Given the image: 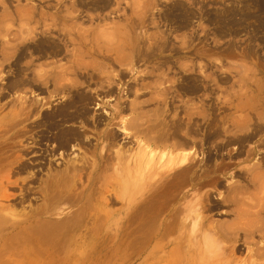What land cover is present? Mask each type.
<instances>
[{
  "label": "rangeland",
  "instance_id": "rangeland-1",
  "mask_svg": "<svg viewBox=\"0 0 264 264\" xmlns=\"http://www.w3.org/2000/svg\"><path fill=\"white\" fill-rule=\"evenodd\" d=\"M123 1L120 4L122 13L127 16L133 14L140 19L134 24L133 37L142 41L147 49L162 40H166L168 46L145 62L133 64V67L132 64L122 63L126 64L123 68L128 70V75L121 81L123 85L113 80L115 88L111 94L106 93L105 77L115 74L121 64L111 66L99 58L85 57L83 61L88 64L98 63L97 67L91 65L89 68V72L96 76V82L97 75L107 74L102 75L101 82L91 84L82 76L84 74H80L84 70L70 71L73 58L68 59L64 52L57 55L53 44L44 42L43 53L29 49L19 57V48L11 60L0 58V264H264L263 230L262 235L257 232L245 237L244 230L235 229L232 224L236 220L230 205L206 210L217 201L219 194L225 195L223 187L189 188L186 203L194 206L203 197L205 208L197 206L196 209L194 206L198 214L194 207L195 214L191 210L184 213L189 214L184 228H188L187 236L183 235H186L183 229L158 230V221L164 215L156 218L153 215L156 207L149 202L144 203L143 199L147 192L145 187L160 179L164 164L159 159L162 149L146 138L145 142L142 134L137 135L139 127L142 130L158 118L166 124L163 131H171L167 127L171 126L174 116L183 122L186 116L192 115L194 122L207 127L204 121L210 115L238 117L245 114L244 111L224 110V103L238 105L258 99L264 101V0H125L128 5ZM12 4L29 7L37 3L33 0H14ZM115 23L124 25L123 20L110 13L109 20L99 25L113 27ZM19 27L17 21L12 25L13 31ZM4 28L6 26H0V46L6 39ZM111 32L105 34L108 37L105 36L104 42L113 46L116 37ZM52 42L56 43V40ZM15 59L19 61L20 69L13 65ZM156 64L159 65L157 69L154 68ZM57 66L65 68L66 74ZM65 66L70 67L69 71ZM69 80L75 81L76 85L70 86ZM189 84L197 85L196 92L187 91ZM96 103L99 109H95ZM134 124H139V127ZM122 125L131 136L126 138V134L118 133V137L111 142L109 135L115 130L120 131ZM202 131L198 130L199 133ZM131 137H134L133 140ZM94 140L98 146L93 145ZM206 148L207 145L200 147L198 142L188 147L187 152H195L196 165L202 166L199 162L201 151ZM144 149L146 154H143ZM148 149L155 152L153 157L148 154ZM223 154L225 163L228 158L225 151ZM85 159L87 164L91 161L88 167L85 166ZM105 160L108 161L106 164ZM221 160L220 156L215 157L212 166ZM102 162L106 169L101 166ZM258 163L257 155L245 164L251 167ZM74 165L77 169L71 170ZM65 169H70L67 173L78 172L79 179L73 174L72 181L66 180L74 186L68 191L70 185L66 182L63 194L60 193L62 195L51 192L52 180ZM93 170L100 178L95 177L96 185L92 183L93 188L89 192L87 174ZM234 181L242 182L233 177L224 184ZM71 191L80 195L73 197ZM65 192L70 199L65 198L68 197ZM90 193L93 196L89 197L93 199L87 200L93 209L88 207L90 204H83L84 197ZM82 205L90 208L92 213L86 206L80 207ZM144 206L148 215L152 214V222L140 212ZM73 209L80 210H76L77 218ZM83 210L84 216L78 215H82ZM66 214L71 218L74 216L80 224L75 219L70 222ZM138 215L142 216L139 218ZM194 215L226 228L197 229L200 220L194 219ZM63 220L67 221L68 227ZM262 220L264 222V218ZM60 222H63V228ZM73 224L76 227H72ZM193 225L197 226L196 229H192ZM162 232L169 233L163 237ZM221 232L230 233L234 239L228 241L223 236L219 237ZM183 236L187 243L181 240ZM260 254L263 257H259Z\"/></svg>",
  "mask_w": 264,
  "mask_h": 264
},
{
  "label": "bare ground",
  "instance_id": "bare-ground-1",
  "mask_svg": "<svg viewBox=\"0 0 264 264\" xmlns=\"http://www.w3.org/2000/svg\"><path fill=\"white\" fill-rule=\"evenodd\" d=\"M33 1H35L37 4L29 6V7H21V6H17V5L12 4L14 2V0H0V8L2 9V11L0 13V26L1 25L6 26V28H4V34H3L4 38H6V39L3 40V41H5L4 45L0 46V58H2L3 60H6V59L11 60L15 56V53L17 52V50H19V48H21V53L18 55L20 57L21 54L24 55L25 52L29 49H31L33 52H36V53H43L42 52L43 51L42 44L44 42L49 43L51 45L53 44L52 48L57 55L64 52L65 56H67L68 59L73 58L72 59L73 61L71 63L72 65L70 64L71 69L69 67L70 71L72 69L74 72L75 71H77V72L81 71V69L84 70V73H80V74H84L82 76L85 77L86 81L89 80V82L90 81L92 82L91 84H93V83L95 84V83H97V82L99 83V82H101V80H103V78H101L102 75L104 76L107 74L100 73L101 76L97 75L98 81L96 82V80H95L96 76L93 73L89 72L90 71L89 68L91 65L97 67L98 63L96 61H94L93 63L88 64L87 62L83 61V59L85 57L99 58L111 66H115L116 64L122 65V63L126 62L127 65L132 64V67H133V64H137L139 62H145L147 59H150V57L157 55V51H160V49H163L165 46H168L167 41L162 40L159 43L154 44V46H152L151 49H149V48L147 49V48H144L143 43H141L142 41L140 42L139 39H137V37H133L132 32L134 29V24H135V22H140V19L135 18L133 14L132 15L130 14L129 16H127V15L122 13L121 8H120V4H121V1H123V0H33ZM153 1H157V0H153ZM126 2L127 1H125L124 4L128 5V4H126ZM253 2H255V1H253ZM256 3H257V1H256ZM153 4L154 3H152V5ZM131 6L133 7V4ZM113 7H115V8H113ZM122 10H124V9H122ZM110 13H114L116 18L123 20L124 25H118L115 23V24H113V27H106V24H102V26H100L99 23H104L105 21L109 20V14ZM263 15H264V13H263ZM253 18H254V16H253ZM183 20L186 21L185 18ZM16 21L20 24V27L18 28V30L13 31L12 25L14 23H16ZM94 22H96V25L93 26ZM109 30L110 31L112 30L111 33H114V35L116 37V42L114 43L113 46L107 45L104 42V39H106L105 36L108 37V35H105V34H108L110 32ZM107 31H109V32H107ZM111 33H110V36H112ZM51 35H54V36L52 37ZM19 36H21V37L19 38ZM55 40H56V43L52 42ZM107 42H108V40H107ZM19 44L23 45V47H20ZM149 44H151V43H149ZM68 47H71L70 51L68 50ZM9 50H11V51L9 52ZM18 64H19V61L17 59H15L13 65L16 68H19ZM13 65H12V67H14ZM123 65L119 67V70L115 74L105 77L106 81H107V85H106L107 86V92L106 93L111 94L113 91V88H115V87H113V84H114L113 80L118 81L117 82L118 85H123L121 81L123 80V78L125 76L128 75V73H127L128 70L127 71L124 70L125 68H123ZM124 66H126V64ZM158 66L159 65H157L154 68L157 69ZM65 67L67 68V66H65ZM121 67H122V69H120ZM163 67H164V65H163ZM57 68H61V72L63 74H66V73H64V71H66L65 68L60 67V66H57ZM69 69H68V71H69ZM92 72H95V69H92ZM161 76H163V75L161 74ZM137 81H138V79H137ZM138 82H140V81H138ZM124 83L127 84L128 81L124 82ZM70 84H71L70 86H75L76 82L70 81ZM190 84L187 85V88H186L187 91L193 92V91L197 90V88H196L197 85H190ZM89 86H90V84H89ZM134 86H136V85H134ZM259 91H260V89H259ZM231 92H233V91H230V93ZM95 105H96L95 109H99V107H100L99 104L96 103ZM223 105H224V110L233 109L236 111H244L245 114L242 116H238V117L229 116L228 114L222 115V116H216V117H214V116L211 117V115H210V116H208L206 121H204V123L207 124V127L206 126L205 127L199 126V124H197L196 122L193 121L192 115L186 116V119H185L186 121L182 120L183 122H181L180 119L179 120L176 119L175 118L176 116H174V118H172V120L170 121L171 126L167 127V128H169V127L171 128L170 132L167 130L163 131V128L166 126V124L164 123V121H161V120L158 121L159 118L157 121H155V123H151L148 127H146V128L142 127L143 128L142 130H139V129H141L138 126L139 124L138 125L136 124L139 127L137 132L140 131V133H138L137 135L142 134V136L144 137V141L146 138L147 141L156 145V147L158 146L159 149H162V152L160 151L161 154L159 155V159L164 161V164H163L164 167L162 166V168H161L160 179L157 182H153L152 184H149V186L145 187L147 192H146L145 197L143 199L144 203L149 202L148 204H151L152 207H156V210L153 213V215L156 218H158V217L160 218V215H164V216H161V217H164L161 221L158 218L159 219L158 222H160V224H158L159 225L158 230H160V229H171V230L172 229L173 230L174 229H183V231L186 232V229H188V228H186L185 230H184V228L186 227L185 224L189 218V214L186 215L184 213H187V210H189V211L191 210V211H193V214H195L197 212V210H196L197 206H199L200 208H205L204 203H203L204 202L203 197H201L200 200L198 199V201L196 202V205H194L196 207V209L194 206H190L189 204H187L188 202L186 203L185 199L188 200L186 197H187V192L190 191L189 188L194 189V190H198V189H201L205 186L213 185L215 187H223L225 190L224 191L225 195L221 196V194H219L217 197V201H215L213 205L208 206L206 208L207 211H210L213 209H218V208H223V207H226L227 205H230L232 207L231 211L234 213L235 220H236V222L232 223V224L234 225V227H236L235 229L244 230L245 237H248L250 234L253 235L254 233H257V232H259L261 234V231L262 230L264 231V222L262 220L264 218V150H261V149H264V101L262 99L261 100L258 99L255 102L250 101V102H247L246 104L234 105L233 103H229V104L224 103ZM202 107H203V105H202ZM252 113L255 115L254 117H252ZM143 115H145V114H143ZM144 117L146 118V116H144ZM158 117H160V116H158ZM177 118H178V116H177ZM130 120H132V119H130ZM135 121H137V120H135ZM99 122L98 123L94 122V123L99 124ZM144 122H145V119H144ZM142 126H144V125H142ZM154 128H155V130L157 128V131H154ZM201 128H205V129L202 131ZM125 129L126 128H124V125H122L120 131L116 132V130H115V132L110 134L109 138L111 139V142L116 139V136L118 133L119 134H126V136H127L126 138H128V136H131L130 134H128L126 132ZM198 130L202 131V133L201 132L199 133ZM108 133H109V130H108ZM76 134H78V133H76ZM79 135H74V136H79ZM197 135H199V136H197ZM104 136L106 137V135H104ZM197 137H199V138H197ZM85 138H87V137H85ZM132 138H134V137H131V139ZM79 139H80V141H83L81 137H79ZM70 140H71V138H70ZM85 141H88V140L85 139ZM147 141H145V142H147ZM92 142H91V144H92ZM95 142H96V140H94L93 145H95ZM98 142H100V141L98 140ZM197 142L200 144V147L207 145V148L205 150L201 151L202 157L200 158L199 162L202 163V166L196 165V162H198V161H195V152H191V151L187 152L188 147H190V145L192 146V145L196 144ZM65 143H64L63 147L65 146ZM87 143L85 142L84 144H87ZM147 144L148 143H146V145ZM89 145H86V146H89ZM95 146H98V145H95ZM89 147H92V146L90 145ZM65 148H66V146H65ZM60 149H62V147ZM150 149H152V148H150ZM150 149H148L149 150L148 154L150 155V157H153L152 154L155 152H152ZM145 151L146 150L144 149L143 154H146V153H144ZM173 151L174 152L177 151V152H175L173 154ZM224 151H225L227 158H228V161L225 163H223V161H224L223 157H225V156H223ZM62 152H63V150H62ZM63 154H65V153H63ZM141 154H142V152L140 153V155ZM143 154H142V156H143ZM117 155L119 156L118 153H117ZM257 155H258L259 163L255 164L251 167L246 166L245 163L252 161ZM217 156H220V158L222 160L220 162H218L217 164H214L212 166V161H214L215 157H217ZM109 157L110 156H108V158ZM151 159H153V158H151ZM147 160H149V159H147ZM81 161H80V164H81ZM93 161L95 162L96 160L94 159ZM90 162L91 161L89 160V163H88L89 165H90ZM107 162L108 161H106L104 164H106ZM85 163H86V159H85ZM148 163H149V161H148ZM80 164L78 166H82ZM88 164L86 163V165L85 164H83V165L88 167L87 166ZM102 164H103V162H102ZM104 164L101 166H104ZM97 167H100V166H97ZM105 167L106 166H104V169H106ZM108 167L109 166H107V169H108ZM74 168H76L75 165L73 166V168L71 170H74ZM94 168H96V167H94ZM114 168H117V167L115 166ZM70 169H67V171H69ZM76 169H75V171H76ZM94 170L89 172V174H87V180H86L85 175H82L83 177H85V180L88 181V183L90 184V189H88L89 192H91V190L93 188V187L91 188L92 183H95L94 181H97V179L100 178V175H99V178L97 177L98 175L95 176ZM102 170H103V168H102ZM63 171H65V172H63L62 174L60 172L57 173V174H60V176L55 178L54 181L52 180V183L50 185V189H51L50 191L54 192L56 194H59V195H62L64 192L63 186H65L67 183H69V185H70V183H72L69 181L67 182L66 180H68V179L71 180L72 178H74L73 174H75L74 171H70L69 173H71V172H73V173H71L72 176L69 177L71 174L68 176L69 173H67L66 169ZM99 171H100V168H99ZM103 171H105V170H103ZM79 172H81V171H79ZM77 173L78 172H76L75 177H78V179H79V176H77ZM100 173H101V171H100ZM81 174H80V176H81ZM56 176H54V177H56ZM95 177H97L96 180H95ZM233 177H236L237 179L241 180L242 182L236 183L234 181V182H231L229 185L224 184V182L227 179H231ZM80 178H82V177H80ZM74 183H76V182H74ZM95 185H96V183H95ZM73 186H74V184L68 186L69 188H67V190L68 191L72 190L71 188ZM65 189H66V187H65ZM96 189H98V188H96ZM96 189H94V191ZM250 190H252L253 192H250ZM60 193H62V194H60ZM71 193H73L72 195H74L73 191H71ZM77 194H79V193H77ZM77 194H75V195H77ZM92 194L94 195L95 192ZM92 194L90 193L86 196V198L85 197H84V199L82 198L83 202L84 201L86 202L89 199H90L89 201H91L92 197L90 198L89 196H91ZM66 195L68 196L69 194L66 193ZM75 195L73 197H75ZM58 198H61V196ZM65 198L68 199L69 196L65 197ZM196 200H197V198H196ZM89 201H88V203L84 202L83 204H90ZM193 203L195 204V202H193ZM141 204L143 205V203H141ZM84 206H86V205H84ZM84 206L82 205L80 207L83 208ZM88 207L92 208L91 204ZM192 207H194L196 212H194ZM85 208H87V206ZM142 209H141L142 211L140 210V212L143 213V217H146V220L150 219V221H151L152 220L151 219L152 214L148 215L147 207L144 206ZM74 210H75L74 215L76 217L77 216L76 212L77 211L80 212V210L79 209H73L72 211L74 212ZM136 210L138 211L139 209L137 208ZM89 211L92 213L91 209ZM89 211H87L88 214H89ZM189 211H188V213H189ZM73 212H71V213H73ZM83 212L85 213V210H83L82 213ZM94 212L95 211H93V213ZM84 213L82 215L81 214H78V215L84 216ZM132 213H136V212H132ZM198 213L199 212H197V214ZM88 214H87V216H88ZM137 214H138V212H137ZM137 214H134V215H137ZM134 215H133V217L136 219V217ZM199 215L193 216L194 219L196 218L197 221L200 220V222H198L199 225H197L198 226L197 229H215V230L220 229L221 230V229L226 228V227L223 228V227L215 226V225L207 222V220H205V218H203V217L201 218L200 217L201 215L200 216ZM70 216H72V214ZM80 216L78 218H82ZM141 216H139V218ZM73 217L71 218L68 216V219L70 220V222L72 221V219H75ZM62 219H60V220L62 221ZM64 219H67V217ZM146 220H144V221L146 222ZM63 221L66 222V224H64L65 227L67 225H69V224H67V221H65V220H63ZM75 221H76V219H75ZM75 221H73V222H75ZM76 222L79 223V221H76ZM83 223H84V221L81 222V224H83ZM148 223H149V221H148ZM60 224H62L61 227L63 228V222H60ZM87 224H89V223H87ZM145 224H147V222ZM233 225H232V228H234ZM39 226H40V224H39ZM73 226H75V225L73 224L72 227ZM148 226L150 227L151 225L149 224ZM153 226L155 227V224ZM69 227L71 228V226H69ZM194 227H195V225H193L192 229H194ZM196 227H195V229H196ZM227 227H231V226L227 225ZM169 232H164V233L162 232L163 234H161V235H163V237H164V234L166 233L165 235H167ZM222 232L220 233L221 235L219 237L222 238V236H223L228 241H232L234 239L232 236H230V233H229L230 231L226 232L229 234H224L225 232L224 233H222ZM172 233H174V232L172 231ZM49 234H48V236H49ZM183 235L187 236V232H186V235L185 234H183ZM157 236H160V235H157ZM184 236L182 238H184ZM225 238H223V239H225ZM181 240L185 241L186 239L184 238ZM185 243H187V242L185 241ZM206 245H208V244H206ZM178 253H179V249H178ZM255 254H257V253H255ZM171 255H172V253H171ZM189 255H191V254H189ZM184 256H186V255H184ZM260 256L263 257L261 254L259 255V257ZM257 257H258V255H257ZM259 257H258V259H259ZM192 258H193V256H192ZM193 260H195V258H193ZM183 264H184V262H183Z\"/></svg>",
  "mask_w": 264,
  "mask_h": 264
}]
</instances>
